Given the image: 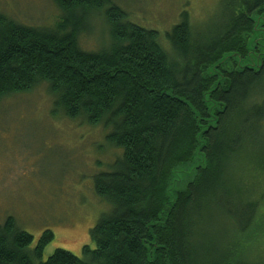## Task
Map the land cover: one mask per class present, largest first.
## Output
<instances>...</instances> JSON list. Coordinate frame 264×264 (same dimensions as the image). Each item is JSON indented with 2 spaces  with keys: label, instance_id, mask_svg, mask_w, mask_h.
Listing matches in <instances>:
<instances>
[{
  "label": "trees",
  "instance_id": "1",
  "mask_svg": "<svg viewBox=\"0 0 264 264\" xmlns=\"http://www.w3.org/2000/svg\"><path fill=\"white\" fill-rule=\"evenodd\" d=\"M53 3L52 25L0 12V97L45 81L52 114L101 124L119 152L93 176L107 210L82 255L56 247L41 260L53 232L30 246L8 215L0 264H254L264 255V0H220L222 20L199 32L186 9L162 32L112 0ZM91 12L109 32L98 50L78 44ZM251 53L259 59L243 62Z\"/></svg>",
  "mask_w": 264,
  "mask_h": 264
},
{
  "label": "rangeland",
  "instance_id": "2",
  "mask_svg": "<svg viewBox=\"0 0 264 264\" xmlns=\"http://www.w3.org/2000/svg\"><path fill=\"white\" fill-rule=\"evenodd\" d=\"M112 1L127 11L129 20L162 32L185 9L198 32L223 18L218 12L220 0ZM0 12L23 23L52 25L60 11L53 0H0ZM87 19L79 46L105 47L109 32L104 15L91 12ZM260 43L264 45V38ZM258 59L251 53L243 62ZM53 100L45 81L0 97V222L12 215L19 228L33 235L30 246L50 229L54 237L41 260L56 247L82 255V245H92L90 228L107 210V202L93 191V176L109 170L119 152L105 138L108 128L67 118L60 111L53 115ZM248 260L264 264V255Z\"/></svg>",
  "mask_w": 264,
  "mask_h": 264
}]
</instances>
